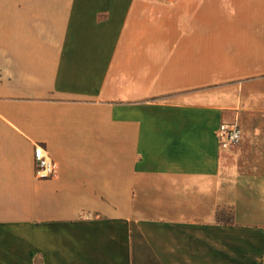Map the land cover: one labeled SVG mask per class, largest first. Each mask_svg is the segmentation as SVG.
Masks as SVG:
<instances>
[{"label": "crops", "instance_id": "crops-1", "mask_svg": "<svg viewBox=\"0 0 264 264\" xmlns=\"http://www.w3.org/2000/svg\"><path fill=\"white\" fill-rule=\"evenodd\" d=\"M0 264H264V0H0Z\"/></svg>", "mask_w": 264, "mask_h": 264}, {"label": "built area", "instance_id": "built-area-1", "mask_svg": "<svg viewBox=\"0 0 264 264\" xmlns=\"http://www.w3.org/2000/svg\"><path fill=\"white\" fill-rule=\"evenodd\" d=\"M216 137L221 149L233 150L240 143L241 129L237 120L222 122L217 131ZM34 172L38 178L51 177L55 172L54 162L41 145H36L33 151Z\"/></svg>", "mask_w": 264, "mask_h": 264}]
</instances>
